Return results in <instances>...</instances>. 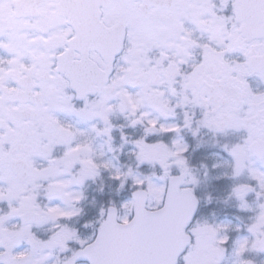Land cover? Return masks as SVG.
Segmentation results:
<instances>
[{"label": "snow or ice", "instance_id": "6c2138e0", "mask_svg": "<svg viewBox=\"0 0 264 264\" xmlns=\"http://www.w3.org/2000/svg\"><path fill=\"white\" fill-rule=\"evenodd\" d=\"M0 264H264V0H0Z\"/></svg>", "mask_w": 264, "mask_h": 264}]
</instances>
